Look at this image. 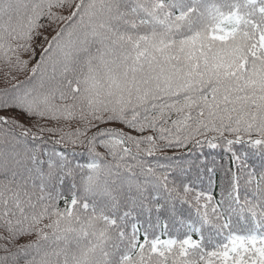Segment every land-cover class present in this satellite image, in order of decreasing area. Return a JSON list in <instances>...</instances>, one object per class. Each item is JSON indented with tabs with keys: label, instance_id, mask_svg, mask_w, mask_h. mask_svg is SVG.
I'll use <instances>...</instances> for the list:
<instances>
[{
	"label": "snow or ice",
	"instance_id": "6c2138e0",
	"mask_svg": "<svg viewBox=\"0 0 264 264\" xmlns=\"http://www.w3.org/2000/svg\"><path fill=\"white\" fill-rule=\"evenodd\" d=\"M0 264H264V0H0Z\"/></svg>",
	"mask_w": 264,
	"mask_h": 264
}]
</instances>
